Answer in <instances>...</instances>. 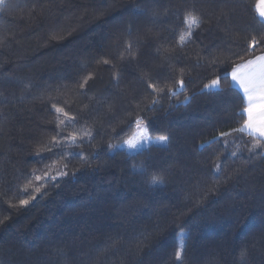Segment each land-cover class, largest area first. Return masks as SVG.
I'll return each instance as SVG.
<instances>
[{"label":"trees","instance_id":"obj_1","mask_svg":"<svg viewBox=\"0 0 264 264\" xmlns=\"http://www.w3.org/2000/svg\"><path fill=\"white\" fill-rule=\"evenodd\" d=\"M258 1L0 5V264H264V141L229 76L264 53Z\"/></svg>","mask_w":264,"mask_h":264},{"label":"snow or ice","instance_id":"obj_2","mask_svg":"<svg viewBox=\"0 0 264 264\" xmlns=\"http://www.w3.org/2000/svg\"><path fill=\"white\" fill-rule=\"evenodd\" d=\"M5 0H0V5H3ZM259 15L264 18V7H260L258 5ZM185 24L187 25V31L185 34L180 36V42L183 43L188 37L192 35L191 29L193 27H199L200 19L199 17L188 14L185 17ZM260 41L253 38L250 47L255 48ZM107 63V61H104ZM231 80L239 85V87L243 90L244 97L247 100V107L244 108V112L247 114V119L244 121V125L242 128L237 129V131H245L247 130L250 135L256 136L258 139H264V54L255 56L254 58L247 59L242 63L235 64L230 73ZM225 78H227V74H225ZM220 77L213 79L210 84H206L205 88H215L220 84ZM87 81H85L86 83ZM179 85L183 86V81L178 82ZM151 86V85H150ZM156 91L155 88H153ZM172 91V90H170ZM172 94H175L174 92ZM259 101V103H257ZM55 112L57 114L63 113V109L55 108ZM254 113H258L259 119H254ZM65 116L66 113H63ZM60 124L66 123L64 120L59 121ZM228 133H221V135H227ZM85 136L90 135L89 133H85ZM55 139V138H54ZM70 143L73 145L76 144V136L73 135L70 138H67ZM167 137L161 136L156 141L157 144H166ZM59 141H57V144ZM144 143H151L150 138L146 135V130H138V133L125 141V145L128 149H136L139 145ZM119 147V146H117ZM50 150V149H49ZM219 168V165H217ZM40 178L37 177V180ZM161 183V180L157 176H153L151 179L152 186H156ZM28 191L27 187L24 189ZM36 191H39L37 188ZM22 205H26L28 203L27 200H23L20 202ZM180 253H177V257L179 258Z\"/></svg>","mask_w":264,"mask_h":264},{"label":"rangeland","instance_id":"obj_3","mask_svg":"<svg viewBox=\"0 0 264 264\" xmlns=\"http://www.w3.org/2000/svg\"><path fill=\"white\" fill-rule=\"evenodd\" d=\"M258 5L260 6V7H264V0H259L258 1V3H257V9H258ZM258 14H259V12H258ZM260 16V15H259ZM261 17V16H260ZM263 20H264V18H262ZM215 88H217V87H215ZM212 89H214V88H212ZM138 130H146L145 129V127L143 126V124H141V123H139L138 125H137V127H136V129H135V131H134V133L132 134V136L131 137H133V136H135L137 133H138ZM146 135H147V132H146ZM148 136V135H147ZM131 137H129V138H131ZM251 137H256V136H251ZM159 139V137H155V138H153V142H155L156 143V141Z\"/></svg>","mask_w":264,"mask_h":264},{"label":"crops","instance_id":"obj_4","mask_svg":"<svg viewBox=\"0 0 264 264\" xmlns=\"http://www.w3.org/2000/svg\"><path fill=\"white\" fill-rule=\"evenodd\" d=\"M257 10H258V9H257ZM262 54H264V53H261V54H259V55H262ZM259 55H257V56H259ZM253 58H254V57H253ZM230 73H231V72H230ZM229 76H230V80H231V75L229 74ZM231 83H232L233 86H235V87L241 92V94H242L243 97H244L243 90L239 87V85H238L237 83L233 82L232 80H231ZM244 100H245L246 107H247V100H246L245 97H244ZM257 103H259V101H257ZM245 114H246V113H245ZM247 118H248V117H247V114H246V118H245V120H246ZM254 119H259V115H258V113H254ZM243 125H244V123H243ZM243 125H242V127H243ZM245 132L249 134V132H248L247 130H245ZM253 136H254V135H253ZM262 140L264 141V139H262Z\"/></svg>","mask_w":264,"mask_h":264}]
</instances>
